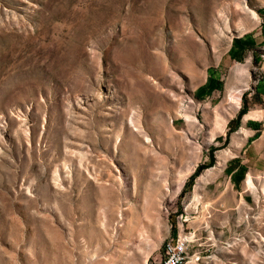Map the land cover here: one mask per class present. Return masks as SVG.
<instances>
[{"label":"rangeland","instance_id":"rangeland-1","mask_svg":"<svg viewBox=\"0 0 264 264\" xmlns=\"http://www.w3.org/2000/svg\"><path fill=\"white\" fill-rule=\"evenodd\" d=\"M242 108L264 0H0V264H264V169L216 205Z\"/></svg>","mask_w":264,"mask_h":264},{"label":"crops","instance_id":"crops-1","mask_svg":"<svg viewBox=\"0 0 264 264\" xmlns=\"http://www.w3.org/2000/svg\"><path fill=\"white\" fill-rule=\"evenodd\" d=\"M243 118L244 116L239 123L236 122V125L239 129L245 128L246 135L236 162L233 166L228 165L231 170L225 179V190H228V193L226 196L216 198V202L222 200L216 204L218 206L235 204L239 196L242 197V193L238 192L242 188V181L239 180L242 170L255 173L264 169V120L252 118L244 122Z\"/></svg>","mask_w":264,"mask_h":264},{"label":"built area","instance_id":"built-area-1","mask_svg":"<svg viewBox=\"0 0 264 264\" xmlns=\"http://www.w3.org/2000/svg\"><path fill=\"white\" fill-rule=\"evenodd\" d=\"M193 234H196V232H190V236H193ZM200 246L201 244H199V247ZM189 249H193V248H189L186 246L183 247V250H189ZM189 262H197V259L182 260V258H179V252H176V248H175L174 237L170 238L169 241L164 243L161 253L160 264H185Z\"/></svg>","mask_w":264,"mask_h":264},{"label":"bare ground","instance_id":"bare-ground-1","mask_svg":"<svg viewBox=\"0 0 264 264\" xmlns=\"http://www.w3.org/2000/svg\"><path fill=\"white\" fill-rule=\"evenodd\" d=\"M248 118V116H246V119ZM223 165V157H219L217 160V164L215 167L211 168V172L215 170L216 167H220ZM246 186L247 189H251L253 187V181H252V176L248 175L247 180H246ZM153 206L155 208L156 203H153ZM175 240V239H174ZM190 241L189 239H187L186 237L184 238H178L175 240V248H176V252H179V258H182V260H192V259H197V261L200 260V256L194 255L193 257H189L188 255V250H183V247H189L190 245Z\"/></svg>","mask_w":264,"mask_h":264},{"label":"trees","instance_id":"trees-1","mask_svg":"<svg viewBox=\"0 0 264 264\" xmlns=\"http://www.w3.org/2000/svg\"><path fill=\"white\" fill-rule=\"evenodd\" d=\"M248 113V110L246 108H242L237 116V120L236 122L239 123L240 120L242 119V117ZM214 165V159L212 158V161L207 165V164H203V165H200L198 166L197 170L195 171V173L191 176L190 180L193 181L195 180L199 175L200 173L207 169V168H210Z\"/></svg>","mask_w":264,"mask_h":264}]
</instances>
